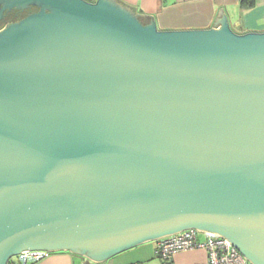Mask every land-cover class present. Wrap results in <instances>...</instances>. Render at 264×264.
Masks as SVG:
<instances>
[{"label":"water","instance_id":"obj_1","mask_svg":"<svg viewBox=\"0 0 264 264\" xmlns=\"http://www.w3.org/2000/svg\"><path fill=\"white\" fill-rule=\"evenodd\" d=\"M30 5L0 30V264L188 228L264 264V32L223 9L163 30L115 0H0V20Z\"/></svg>","mask_w":264,"mask_h":264},{"label":"crops","instance_id":"obj_2","mask_svg":"<svg viewBox=\"0 0 264 264\" xmlns=\"http://www.w3.org/2000/svg\"><path fill=\"white\" fill-rule=\"evenodd\" d=\"M95 1V0H93ZM132 9L145 23L152 17L159 29L213 28L224 14L237 33L264 32V0L253 6H242L241 0H115ZM135 7V10H134ZM152 16V17H151ZM219 22L216 27H221ZM156 240L147 241L115 254L104 261L88 262V257L71 251H54L31 264H164L157 259ZM171 264H208L205 249L180 251Z\"/></svg>","mask_w":264,"mask_h":264},{"label":"built area","instance_id":"obj_3","mask_svg":"<svg viewBox=\"0 0 264 264\" xmlns=\"http://www.w3.org/2000/svg\"><path fill=\"white\" fill-rule=\"evenodd\" d=\"M205 249L208 264H255L249 260L225 236L198 228H188L156 240V255L164 263L171 261L174 254L180 251ZM47 250H24L11 264H31L47 257Z\"/></svg>","mask_w":264,"mask_h":264},{"label":"flooded vegetation","instance_id":"obj_4","mask_svg":"<svg viewBox=\"0 0 264 264\" xmlns=\"http://www.w3.org/2000/svg\"><path fill=\"white\" fill-rule=\"evenodd\" d=\"M40 9L37 5H30L25 8H12L5 12V17L0 20V30L6 27L9 23L17 22L22 18L26 17L32 12H36Z\"/></svg>","mask_w":264,"mask_h":264},{"label":"trees","instance_id":"obj_5","mask_svg":"<svg viewBox=\"0 0 264 264\" xmlns=\"http://www.w3.org/2000/svg\"><path fill=\"white\" fill-rule=\"evenodd\" d=\"M254 4H255V0H241V5L242 6H253ZM8 264H11V260L9 261ZM164 264H171V261H168V262H166Z\"/></svg>","mask_w":264,"mask_h":264},{"label":"rangeland","instance_id":"obj_6","mask_svg":"<svg viewBox=\"0 0 264 264\" xmlns=\"http://www.w3.org/2000/svg\"><path fill=\"white\" fill-rule=\"evenodd\" d=\"M156 257H157L158 260L162 261V259H161L160 257H158V256H156ZM16 258H17V256H13V257H12V259H16ZM162 262H163V261H162Z\"/></svg>","mask_w":264,"mask_h":264}]
</instances>
